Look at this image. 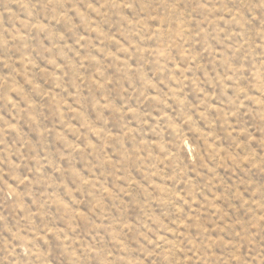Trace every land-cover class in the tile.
Returning a JSON list of instances; mask_svg holds the SVG:
<instances>
[{
	"label": "rangeland",
	"instance_id": "1",
	"mask_svg": "<svg viewBox=\"0 0 264 264\" xmlns=\"http://www.w3.org/2000/svg\"><path fill=\"white\" fill-rule=\"evenodd\" d=\"M0 264H264V0H0Z\"/></svg>",
	"mask_w": 264,
	"mask_h": 264
}]
</instances>
